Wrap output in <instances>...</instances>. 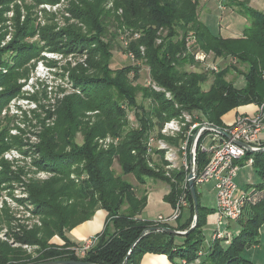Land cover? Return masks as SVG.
Here are the masks:
<instances>
[{"label":"trees","instance_id":"1","mask_svg":"<svg viewBox=\"0 0 264 264\" xmlns=\"http://www.w3.org/2000/svg\"><path fill=\"white\" fill-rule=\"evenodd\" d=\"M12 1L0 0V7L4 8ZM33 1L41 4L45 0ZM112 1L116 8L123 10L121 21L124 28L139 33V39L130 46V53L148 67L150 79L162 91H155L151 86L141 88L133 85L140 77L141 68L138 66L129 65L115 71L110 69L112 49L102 42L101 33L83 35L75 27L61 31L44 27L39 36V41L44 43L41 49L38 42L28 41L37 35L29 21L23 27L18 23L13 40L0 48V88H3L0 99H11L18 94V79L28 77L30 71L25 65L37 59L38 52L43 49L86 59L83 65L76 64L70 71L71 93L66 95L64 92L62 97L54 99L49 111V118H57L54 125L45 123L39 127L35 133L38 142L28 151L35 162L33 164L53 176L44 182L32 181L24 185L27 200L43 217V226L30 231L9 225L4 235L12 244L37 246L39 250L36 257H31L0 240V264L58 261L124 264L127 258V264H141L146 254L165 255L172 264H253L245 257V252L249 250L250 253L262 244L264 249V183L255 186L248 194L243 213L235 221L239 229L237 235L232 236L228 244L226 239L211 240L209 251L203 253V228L216 210L203 208L198 192L199 219L194 230L188 235L153 232L151 229L155 227L177 232L190 230L195 216L190 190L186 191L190 206L186 222L180 224L182 215L175 223L156 224L142 220L147 207V192L139 191L125 176L133 175L139 185H145L146 178L161 179L170 186V193L164 199L173 208L176 206L182 194L177 184L185 182L186 171L174 175L176 183L154 171L148 157L149 137L183 113L223 129V117L229 112L264 103V14L245 5L237 10L248 21L242 37L223 38L214 35L200 20L199 0ZM47 2L57 4L59 0ZM97 11L98 8L84 1L82 7L73 10V15L96 30ZM2 39L3 35H0V44ZM197 52L212 54L215 58H231L234 62L220 73L186 70L187 66L201 65L195 60ZM7 54L14 55L13 66L4 60ZM8 65V73H2L3 67ZM237 65L246 66V71L241 73L245 80L242 88L226 80L230 70L237 71ZM210 73H213V81L205 91L203 87L208 83ZM139 93L144 101H151L148 109L138 105ZM122 104L136 112L138 127L127 134L123 128L129 122ZM90 112L97 113L94 123L85 120L86 113ZM79 134L83 137L81 145L77 143ZM108 137L118 140V143H113L106 151L99 150L96 139ZM167 141L175 146L180 144V138H167ZM12 146L4 143L0 135V157ZM251 157L257 174L264 179V152L248 153L246 159ZM115 162L121 169L120 175L113 169ZM207 163L208 156L200 153L198 171H202ZM74 166L77 169L74 170ZM2 167V181H21L17 173L10 170L9 164L3 162ZM73 172H86L89 179L77 185L71 179ZM99 209L108 213L107 225L95 237V244L86 256L78 257L74 249L81 246L72 242L68 233L91 220ZM5 216L11 224L12 217ZM55 237L64 244L51 243ZM177 237H180L179 242Z\"/></svg>","mask_w":264,"mask_h":264},{"label":"rangeland","instance_id":"2","mask_svg":"<svg viewBox=\"0 0 264 264\" xmlns=\"http://www.w3.org/2000/svg\"><path fill=\"white\" fill-rule=\"evenodd\" d=\"M45 0L43 3L38 4L33 0H13L9 5L0 7V35H3V39L0 44V48L6 47L14 38L16 29L19 25L23 27L24 24L31 21L37 35L34 38L29 39V43L38 42L39 48L42 49L44 43L39 41L41 29L44 27H53L56 31H61L69 28H74L83 35H95V33H101L102 42L112 49V58L110 60V69L113 71L120 68L135 65L141 68L140 77L133 82V85L142 87L148 86L150 80V71L148 67L130 57V46L139 39V33L133 32L127 28H124L121 18L123 17V10L116 8L112 0H59L57 4H49ZM91 4L98 8L95 19L98 22V29L94 30L84 25L74 15L73 10L81 6L82 2ZM209 1L211 3H209ZM207 0L208 11H218L225 16V23H232L243 28L248 26L247 18L242 15H234L231 13L232 7L236 10H240L249 6L250 0H225V7L220 9V5L217 0ZM253 9L264 14V0H253ZM217 3V4H216ZM227 8V10H224ZM229 9V10H228ZM206 10V11H207ZM201 9H199V16L201 20ZM205 12V10H204ZM231 15V16H230ZM235 19L232 20V18ZM236 19H239L238 21ZM244 21V25L242 24ZM36 53V52H35ZM39 57L32 60L29 64H26L30 71L28 77H21L18 79L20 86L18 94L11 99H0V135L3 137L4 143L12 144V148L5 151L0 157V171L3 169V162L9 164L10 170L21 178V181L8 182L0 179V240L10 245L13 249H21L25 251L31 257H36V252L39 250L37 246H20L12 244L10 240L4 236L7 232V228L12 227H24L30 231L40 229L43 226V217L37 213V210L28 201V195L24 191L25 183L34 181L35 183L44 182L50 180L51 176L48 172L40 167H36L34 160L28 154L30 147L37 144L38 138L35 133H38L39 127L46 123V125H54L57 118H49L50 108L54 104L56 97H62L63 93L66 95L71 93L69 84L70 71L76 64L83 65L86 60L84 57L72 54H63L53 52L52 50L43 49L39 51ZM13 56L7 54L4 57L6 62L10 65H14ZM210 58L208 64L210 66L216 65L220 73L234 62L231 58H215L212 54H209ZM3 67L2 73L7 74L10 68ZM237 71L230 70L227 74L226 80L233 82L237 88H242L245 84L244 77L241 73L246 71V66L237 65ZM188 71H207L206 66H187ZM208 83L203 87L207 91L213 81V73H210ZM112 77H115L111 73ZM3 88H0V92ZM119 99V98H118ZM138 105H143L146 109L150 107V100L144 101L143 95L139 93L137 95ZM127 116L128 125L125 129L126 134L135 129L137 121L135 118V110L129 108L128 105L122 104ZM240 112H242L240 110ZM237 113V110L229 112L223 117V122L233 119ZM97 113H86V122L94 123ZM124 136L122 137V140ZM107 139V138H106ZM16 141V142H15ZM105 139L98 138L96 143L99 150H108L109 146L106 145ZM77 143H83V137L81 134L77 136ZM173 146V144H171ZM176 147V146H174ZM153 153L148 155L149 161L154 169L160 175L172 180L176 183L174 175L180 173L182 168L181 157L178 156L173 159H167L163 153ZM155 165V166H154ZM73 169H77L74 166ZM117 175L122 174L121 169L117 162L113 166ZM71 179L75 181L77 185L83 184V182L89 179L86 172L71 174ZM125 179L131 182L139 191L150 192L147 198V207L142 214L144 221L156 222L157 219L162 216L165 219L170 218L174 214L173 206L168 203L164 197L170 193V186L159 178H146L145 185H139L133 175L125 176ZM5 181V182H4ZM236 183L239 187L241 194H249L253 191V188L261 183H264V179L260 177L254 167H246L240 170ZM178 190L182 193L178 201L187 196L185 192L184 183L182 185L177 184ZM197 192L200 196L201 205L208 210H216L217 208V191L214 184H206L197 187ZM186 193V194H185ZM188 197V196H187ZM187 207L183 209L181 213L182 218L180 224L186 222L190 216V206L187 200ZM5 214L12 217L11 224L7 222ZM180 216V217H181ZM215 217L214 224L208 222L203 228L205 236V247L203 253L209 251L211 240L214 239L215 229L217 228L218 219ZM214 220V219H213ZM194 224V219L192 226ZM191 226V227H192ZM222 231L229 230V235L224 237L225 243H229L231 237H235L238 233L236 228V222L220 223ZM191 229V228H190ZM176 241H180V237L176 238ZM53 243V240L51 241ZM54 244V243H53ZM263 244L257 249H252L245 252V257L249 258V261H253V264H264V249ZM199 255H201L199 253Z\"/></svg>","mask_w":264,"mask_h":264},{"label":"built area","instance_id":"3","mask_svg":"<svg viewBox=\"0 0 264 264\" xmlns=\"http://www.w3.org/2000/svg\"><path fill=\"white\" fill-rule=\"evenodd\" d=\"M217 2L221 9L225 7V0H217ZM130 57L135 59L132 53H130ZM209 58L210 56L203 52L195 54V60L198 63L206 66L207 70L218 73L219 69L216 65L208 64ZM148 86H151L155 91H162L151 79L148 81ZM167 96L170 97V94L167 93ZM159 135L163 138H160ZM263 137L264 103L258 106L256 114L237 115L234 121L225 125L223 129L183 113L178 118L166 122L154 132L149 137L147 147L148 155L155 150L164 152L167 159L175 160L176 157H181L182 168L187 174L184 182L186 191L189 190L188 175L190 172L194 174L195 187L214 184L217 191L215 214L218 219L213 239L215 241L222 240L229 235V230L227 233L221 230L220 223L223 221L235 222L243 213L248 195L240 193L236 178L241 169L254 166V159L251 157L247 160L246 156L248 153H257L263 149ZM167 138H180V144L176 147H174L175 145L171 146ZM104 142L106 145H110L118 143V140L108 137ZM200 153L208 156V163L202 171H198L197 165ZM150 166L153 165L150 164ZM186 197L177 201L174 214L170 218L165 219L160 216L155 223H175L183 209L187 207ZM94 244L95 238L87 241L81 247L75 248L74 252L78 257L84 258Z\"/></svg>","mask_w":264,"mask_h":264},{"label":"crops","instance_id":"4","mask_svg":"<svg viewBox=\"0 0 264 264\" xmlns=\"http://www.w3.org/2000/svg\"><path fill=\"white\" fill-rule=\"evenodd\" d=\"M252 1L253 0H250V4H249L250 7H252V4H253ZM199 3H200V9H201V12H200L201 21L206 24V26L209 28V30L214 35L222 36L223 38H241L242 37L243 32H244L246 27L243 28L241 26H237V25L232 24L230 22L225 23L226 17L225 16L222 17L223 13L220 14L218 11H216V9H215V12L207 10V5H206L207 0H199ZM209 3H211V2L209 1ZM224 6H226V5H224ZM232 8L233 9H232L231 13L234 15H239L237 13V10L234 7H232ZM220 9H221V7H220ZM204 10H205V12H204ZM224 10H227V8H224ZM232 20L235 21V19H233V18H232ZM236 20L238 21L239 19H236ZM242 24L243 25L245 24L244 21ZM257 108H258V106L253 105V104L249 105V106H244V107L238 108V109H236L237 113H236L235 117L237 115H240V114L254 115L257 112ZM240 110L242 112H240ZM235 117L233 119H229V122L224 120V124L225 125L231 124L234 121ZM149 193L150 192H148L147 194H149ZM215 215L216 214L209 216L208 222L214 224L215 217H213V216H215ZM216 219H217V217H216ZM107 222H108V213L105 210L99 209V210H97V212L95 213V215L93 216V218L91 220L84 222V223L80 224L79 226L75 227L74 229H72L68 233V237L75 244L82 246L87 241H89V240L95 238L96 236H98L99 234H101L104 231L105 226L107 225ZM53 243L55 245H58V246H62L64 244V242L59 237H55L53 239ZM141 264H172V263L169 261V259L165 255L146 254L143 257Z\"/></svg>","mask_w":264,"mask_h":264},{"label":"water","instance_id":"5","mask_svg":"<svg viewBox=\"0 0 264 264\" xmlns=\"http://www.w3.org/2000/svg\"><path fill=\"white\" fill-rule=\"evenodd\" d=\"M228 137V135H226ZM259 152H264V148L261 149ZM188 185H189V190L190 194L192 197L193 201V206H194V224L191 227L189 231L186 232H177L175 230H172L170 228H161V227H155L152 228L151 231L153 232H167V233H172L176 235H188L192 230L195 229L196 224L199 219V201H198V196H197V191L195 187V181H194V174L193 172H190L188 175ZM128 263V258L126 259L124 264ZM45 264H93V263H87V262H82V261H58V262H50V263H45Z\"/></svg>","mask_w":264,"mask_h":264}]
</instances>
